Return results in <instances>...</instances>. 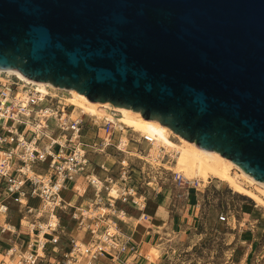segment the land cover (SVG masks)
Listing matches in <instances>:
<instances>
[{"label": "water", "instance_id": "water-1", "mask_svg": "<svg viewBox=\"0 0 264 264\" xmlns=\"http://www.w3.org/2000/svg\"><path fill=\"white\" fill-rule=\"evenodd\" d=\"M140 112L264 183V0H0V70Z\"/></svg>", "mask_w": 264, "mask_h": 264}, {"label": "built area", "instance_id": "built-area-1", "mask_svg": "<svg viewBox=\"0 0 264 264\" xmlns=\"http://www.w3.org/2000/svg\"><path fill=\"white\" fill-rule=\"evenodd\" d=\"M58 94L0 72V264H132L142 253L123 229L126 207L149 219L148 197L161 179L145 165L176 156L161 147L155 158L150 149L137 157L144 166L130 163L131 142L151 148L152 137L135 140L109 115L77 113ZM118 157L124 166L109 163ZM220 220L229 222L228 213Z\"/></svg>", "mask_w": 264, "mask_h": 264}, {"label": "rangeland", "instance_id": "rangeland-1", "mask_svg": "<svg viewBox=\"0 0 264 264\" xmlns=\"http://www.w3.org/2000/svg\"><path fill=\"white\" fill-rule=\"evenodd\" d=\"M58 92L62 96H68L65 92ZM128 129L135 140L141 139L138 131L134 128ZM169 139L177 145L180 144L173 136ZM149 149L152 147L147 143L131 142L129 150L134 152L136 157L127 159L136 166H144V162L137 157L148 156ZM166 150L173 152L174 156L177 155L176 150L172 148ZM118 158L112 160L120 164L123 157ZM127 159L123 161L126 163ZM175 164L176 157H167L158 166L145 165V171L150 173V176H158V179H161L163 192H172L175 195L171 204L176 205V211L189 213V206L197 205L195 214L198 221L194 233L188 237L186 234L168 235L172 242L157 247L156 253L153 252L156 259L152 260H157V257L164 253L158 264H264V188L242 183L246 190L252 191L259 198L255 199L238 191L231 182L214 177L208 182H204L202 178L192 179L200 181L201 185L193 181L189 183L183 175L175 173V169H172ZM236 173H240L238 169H232V178ZM170 201L168 199L166 203ZM223 213H228L229 222L220 220ZM186 217L189 218L188 215Z\"/></svg>", "mask_w": 264, "mask_h": 264}, {"label": "bare ground", "instance_id": "bare-ground-1", "mask_svg": "<svg viewBox=\"0 0 264 264\" xmlns=\"http://www.w3.org/2000/svg\"><path fill=\"white\" fill-rule=\"evenodd\" d=\"M5 72L16 75L29 83H33L38 91L48 93L54 97L60 96L58 91L67 93L68 96L61 97L66 100V103L76 107V112L100 118L109 115L111 118H114L117 123L124 125L126 128H134L135 131H138L141 135L152 137L154 143L150 150V156L154 158L161 147L176 150V164L172 169H175V173L183 175L187 180L193 181V178H202L204 182H208L210 178L214 177L222 181L231 182L232 186L238 191L247 193V195L252 198L259 199L252 191L246 190L242 183L245 182L250 186L258 185L262 188H264V183L254 179L250 174L244 172L241 167L233 163L230 159L222 156L220 153L199 147L196 143L190 142L174 133L170 128L161 124L159 121L146 119L140 112H136L132 109L123 107L115 108L103 103L90 101L86 95L76 90H61L50 83L32 80L18 70L10 69ZM170 136L177 138L180 144L177 145L173 143L169 139ZM125 164L123 160L120 163L121 166ZM234 168L238 169L240 173H236L235 177L232 178V169ZM78 188H80L79 185ZM156 249L157 248H153L152 253L149 255L151 259H155L153 252H155Z\"/></svg>", "mask_w": 264, "mask_h": 264}, {"label": "crops", "instance_id": "crops-1", "mask_svg": "<svg viewBox=\"0 0 264 264\" xmlns=\"http://www.w3.org/2000/svg\"><path fill=\"white\" fill-rule=\"evenodd\" d=\"M97 161L102 162L105 161V159L97 158ZM112 161L113 160L110 159L109 163L111 164ZM85 188L86 186L84 185V188H81L80 194L83 195ZM66 194L68 198L72 197V193ZM91 197H93V194L89 192L82 197L78 195V202H87ZM173 198H175V195H173L172 192L169 194L167 192L165 193L162 188H160L158 194L150 192L147 201L148 220L141 219V213L126 207L129 211V215L126 219L127 223L122 225L123 229L133 235L134 241L142 253V256L134 260L132 264H158L164 253H161L157 257V260H152L148 256L152 253L153 248L160 247L170 241L172 242V239L167 237L168 235L174 234L182 236V234H186V237H188V235L194 233L196 229L195 225L198 221V216L195 214L197 205L195 206V204H192V207L190 205L189 213L183 211L178 212L175 210L176 205L171 204ZM168 199L171 200L170 203H166ZM187 215L189 217L188 219L186 217ZM2 238L0 239L1 244H3L1 246L6 247L7 245H4V238ZM163 240L165 242H161Z\"/></svg>", "mask_w": 264, "mask_h": 264}]
</instances>
